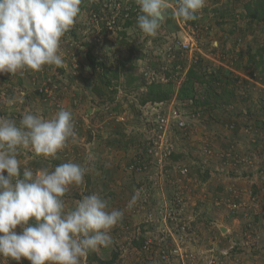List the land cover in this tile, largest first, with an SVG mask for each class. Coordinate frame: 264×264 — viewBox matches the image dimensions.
<instances>
[{
  "label": "rangeland",
  "instance_id": "374dc122",
  "mask_svg": "<svg viewBox=\"0 0 264 264\" xmlns=\"http://www.w3.org/2000/svg\"><path fill=\"white\" fill-rule=\"evenodd\" d=\"M81 8L62 66L0 74V117L73 113L67 147L21 150L22 169L78 163L67 207L98 193L124 210L113 244L81 264H264V0H206L198 20L169 15L155 36L135 0ZM217 224L220 242L199 239Z\"/></svg>",
  "mask_w": 264,
  "mask_h": 264
},
{
  "label": "clouds",
  "instance_id": "9594fccd",
  "mask_svg": "<svg viewBox=\"0 0 264 264\" xmlns=\"http://www.w3.org/2000/svg\"><path fill=\"white\" fill-rule=\"evenodd\" d=\"M137 25L155 36L167 16L196 21L206 0H135ZM82 0H0V74L42 71L63 65L62 38L80 15ZM6 103L13 105L16 98ZM75 135L73 113L63 107L51 118L25 111L17 122L0 117V257L31 264H81L89 252L113 244L111 232L124 210L110 208L98 193L83 196L71 209L65 197L84 182L87 169L66 162L54 169L21 167V150L56 158ZM5 172L7 175H5ZM140 197L135 190L126 207ZM21 230L17 232V228Z\"/></svg>",
  "mask_w": 264,
  "mask_h": 264
},
{
  "label": "crops",
  "instance_id": "0c3cea01",
  "mask_svg": "<svg viewBox=\"0 0 264 264\" xmlns=\"http://www.w3.org/2000/svg\"><path fill=\"white\" fill-rule=\"evenodd\" d=\"M218 227V228H217ZM221 228V226H219L218 224L215 226V228H213L212 230H211V233H212V235L210 234V235H202V237H201V235L199 236V239L201 240V241H205V239L207 240V239H210L211 238V236H214L213 238H211V242L213 241V240H216L217 242H220V238H219V234L217 233V229H220ZM229 228V227H228ZM228 237H230V236H228ZM214 244V243H213ZM217 244V243H216ZM218 248V246L216 245V247H215V249H217ZM219 254V252H213V255L212 256H216V255H218Z\"/></svg>",
  "mask_w": 264,
  "mask_h": 264
},
{
  "label": "built area",
  "instance_id": "2783aa9c",
  "mask_svg": "<svg viewBox=\"0 0 264 264\" xmlns=\"http://www.w3.org/2000/svg\"><path fill=\"white\" fill-rule=\"evenodd\" d=\"M181 125L183 126L184 124H181ZM163 253H164L163 258H164V259H167L168 256L166 255V251H163ZM173 254H174V255H177V254H178V250L175 249V250L173 251Z\"/></svg>",
  "mask_w": 264,
  "mask_h": 264
},
{
  "label": "trees",
  "instance_id": "16d2710c",
  "mask_svg": "<svg viewBox=\"0 0 264 264\" xmlns=\"http://www.w3.org/2000/svg\"><path fill=\"white\" fill-rule=\"evenodd\" d=\"M260 10H261V12H259V13H261L262 17L264 18V8H261Z\"/></svg>",
  "mask_w": 264,
  "mask_h": 264
}]
</instances>
